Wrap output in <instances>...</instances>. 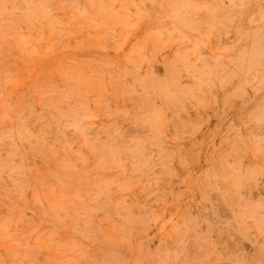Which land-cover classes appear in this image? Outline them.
Segmentation results:
<instances>
[{"label": "rangeland", "instance_id": "rangeland-1", "mask_svg": "<svg viewBox=\"0 0 264 264\" xmlns=\"http://www.w3.org/2000/svg\"><path fill=\"white\" fill-rule=\"evenodd\" d=\"M0 264H264V0H0Z\"/></svg>", "mask_w": 264, "mask_h": 264}]
</instances>
